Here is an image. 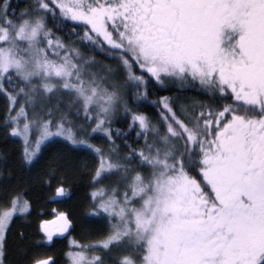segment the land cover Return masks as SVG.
Returning a JSON list of instances; mask_svg holds the SVG:
<instances>
[{
	"label": "snow or ice",
	"instance_id": "obj_1",
	"mask_svg": "<svg viewBox=\"0 0 264 264\" xmlns=\"http://www.w3.org/2000/svg\"><path fill=\"white\" fill-rule=\"evenodd\" d=\"M0 141V264H264V0H0Z\"/></svg>",
	"mask_w": 264,
	"mask_h": 264
},
{
	"label": "trees",
	"instance_id": "obj_2",
	"mask_svg": "<svg viewBox=\"0 0 264 264\" xmlns=\"http://www.w3.org/2000/svg\"><path fill=\"white\" fill-rule=\"evenodd\" d=\"M164 95L166 93H159ZM145 111L151 113L152 109L150 106H145ZM99 142V141H97ZM7 146L4 145L2 141H0V151H6ZM70 181L73 185L75 191L73 192V199L69 200L67 198H63V200L57 201H48L43 194H40L38 190H36V195L32 197L33 207L31 210L30 216V225L25 226L26 231H30L31 228L38 223L39 219H52L53 209L57 211H71L73 213L74 219L79 215V202L83 199L84 189L82 187L77 186V181L75 177H70ZM67 244L66 239H56V243L52 246L50 254L60 255L64 246Z\"/></svg>",
	"mask_w": 264,
	"mask_h": 264
},
{
	"label": "water",
	"instance_id": "obj_3",
	"mask_svg": "<svg viewBox=\"0 0 264 264\" xmlns=\"http://www.w3.org/2000/svg\"><path fill=\"white\" fill-rule=\"evenodd\" d=\"M58 239V238H57Z\"/></svg>",
	"mask_w": 264,
	"mask_h": 264
}]
</instances>
